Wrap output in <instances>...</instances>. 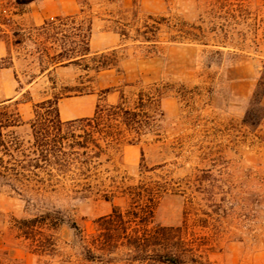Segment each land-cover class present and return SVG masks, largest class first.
Returning a JSON list of instances; mask_svg holds the SVG:
<instances>
[{
    "label": "rangeland",
    "instance_id": "rangeland-1",
    "mask_svg": "<svg viewBox=\"0 0 264 264\" xmlns=\"http://www.w3.org/2000/svg\"><path fill=\"white\" fill-rule=\"evenodd\" d=\"M16 1L0 0V102L13 98L0 114L22 123L1 131L4 163L26 162L33 122H54L53 109H34L45 101L95 93L96 105L123 97L132 108L154 87L161 118L141 144L101 157L87 191L17 194L0 183V264H158L156 253H172L176 264H264V96L246 113L264 70V0H72V13L44 26L27 16L46 0ZM104 30L120 39L115 69L65 61ZM82 126L60 128L65 151ZM77 168L53 175L81 178ZM139 186L165 193L152 219L117 229L106 219L118 209L129 221L125 193ZM43 213L72 220L80 236L62 225L21 238L17 222ZM124 232L131 241L147 236L138 251ZM88 252L98 258L86 261Z\"/></svg>",
    "mask_w": 264,
    "mask_h": 264
},
{
    "label": "trees",
    "instance_id": "trees-1",
    "mask_svg": "<svg viewBox=\"0 0 264 264\" xmlns=\"http://www.w3.org/2000/svg\"><path fill=\"white\" fill-rule=\"evenodd\" d=\"M33 1L17 0L16 4L26 5ZM90 30L91 28L88 29V31ZM85 58H89L92 66L91 69L96 73L116 68L114 51L91 54L89 50H86L79 56L66 59L65 61L78 64L80 60ZM262 96H264V70L260 73L256 86L248 99L249 111L247 110V115L252 110L251 108L259 109ZM136 97L132 108H126L123 97H120L119 102L116 104L96 105L94 113L90 118L69 122H61L59 120L56 107L57 102L45 101L35 105L34 109L36 112L44 108L53 109L55 120L50 125H38L35 122L31 124L33 132L32 142L28 148L29 155L25 156V158H28L26 162L23 160L15 164H8L4 163L0 157V183L6 185L17 194L39 195L41 192H54L58 187L66 185L73 190L81 189L82 191H87L96 182L92 178L91 173L93 170H96V167L101 165L99 162L101 157H108V153L118 151V147L122 143L135 146L141 144L147 136L152 135V129L159 118H161L159 107L161 93L156 88L149 87L146 90H140ZM13 104L15 106L18 105L17 102ZM6 109L7 107H1L0 110L6 111ZM73 124H82L84 129L82 130V135L75 136L73 141L67 145V148L71 149V151H65L64 146L66 145L64 142L66 139L59 135V130L62 126ZM21 125L22 123L17 113H14L12 116L8 115V113L0 114V149L4 152H7L8 143L2 140L1 131L17 128ZM9 143L17 148L15 141H9ZM74 147L80 151H74ZM106 161H110V158L108 157ZM71 165L78 166L77 170L81 178L57 179L54 177L53 173L66 174ZM40 174L44 177H40ZM164 193L165 191L161 187L156 189L140 186L128 188L125 194H127L131 201L130 209L126 212L129 221L124 219V216L118 209H113L106 220L113 222L117 229L125 231V225L128 226L133 223L143 225L146 219H152L154 207ZM98 222H102V220ZM17 223L22 227L18 229L21 230L20 237L25 240H29L34 228L56 231L58 227L66 225L77 235L80 236L81 234L79 228L72 220H64L51 213H43L32 219L18 221ZM124 234V240L128 244V247L137 251L141 243H143V239L147 237H142L138 233L133 241H131L132 237L128 236L125 232ZM156 235H153V237L156 238ZM38 248H41L40 250L42 248L45 249L44 246ZM88 254L90 255L86 257V261H93L95 258H98L93 253L88 252ZM154 261L158 264H176L179 259L172 253H156Z\"/></svg>",
    "mask_w": 264,
    "mask_h": 264
},
{
    "label": "crops",
    "instance_id": "crops-1",
    "mask_svg": "<svg viewBox=\"0 0 264 264\" xmlns=\"http://www.w3.org/2000/svg\"><path fill=\"white\" fill-rule=\"evenodd\" d=\"M50 5H54L52 13L49 10ZM72 9V0H46L27 18H30L33 26H44L49 17L66 16L72 13ZM93 27L94 24L90 26L91 31ZM119 47L120 39L113 32L108 30L96 31L95 35H90L88 50L91 54L115 51ZM12 99L0 102V106L10 103ZM96 104L97 96L95 93L59 100L56 105L58 118L61 122L90 118L94 113Z\"/></svg>",
    "mask_w": 264,
    "mask_h": 264
}]
</instances>
